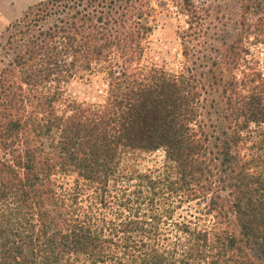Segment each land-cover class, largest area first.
Returning a JSON list of instances; mask_svg holds the SVG:
<instances>
[{"label":"trees","instance_id":"trees-1","mask_svg":"<svg viewBox=\"0 0 264 264\" xmlns=\"http://www.w3.org/2000/svg\"><path fill=\"white\" fill-rule=\"evenodd\" d=\"M176 3L189 17L178 72L140 63L146 0H45L14 26L0 264H264V72L249 58L264 16L210 32L203 7ZM93 69L103 98L67 96Z\"/></svg>","mask_w":264,"mask_h":264},{"label":"rangeland","instance_id":"rangeland-1","mask_svg":"<svg viewBox=\"0 0 264 264\" xmlns=\"http://www.w3.org/2000/svg\"><path fill=\"white\" fill-rule=\"evenodd\" d=\"M45 0H0V76L2 70L13 61L15 47L18 40L12 44L8 42L10 32H16L14 27L24 19L25 15ZM150 7L147 10L152 30L144 35V52L140 63L145 66H163L170 71L178 72L184 61L183 32L189 27V17L180 11L176 0H146ZM203 7V14L209 13L205 20V27L210 32L223 30L235 26L239 14L255 22L264 16V9L252 6L248 9V0H194ZM147 4V3H146ZM24 37V36H23ZM26 38V37H24ZM249 48L252 56L258 61L259 68L264 72V43L250 38ZM256 42V44L254 43ZM21 44V43H20ZM77 74L63 86L67 96L78 101L101 100L106 90V74L93 69L92 72ZM162 150L146 154L141 160V167L160 165L164 159Z\"/></svg>","mask_w":264,"mask_h":264}]
</instances>
